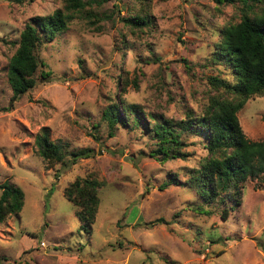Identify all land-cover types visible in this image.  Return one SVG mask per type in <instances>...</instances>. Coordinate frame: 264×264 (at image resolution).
<instances>
[{
  "label": "rangeland",
  "instance_id": "rangeland-1",
  "mask_svg": "<svg viewBox=\"0 0 264 264\" xmlns=\"http://www.w3.org/2000/svg\"><path fill=\"white\" fill-rule=\"evenodd\" d=\"M83 1L86 13L37 48L44 66L36 84L10 106L7 65L21 30L64 1L0 0V109L9 108L0 111V184L24 192L19 213L0 223V264H264V182L245 181L241 203L227 202L223 219L224 205L201 204L187 185L160 187L169 174L185 181L188 169L200 165L208 154L201 137L185 135L188 155L160 162L144 124L117 123L110 131L103 117L114 101L137 105L147 119L202 114L216 94L209 77L233 79L212 58L223 26L239 21L238 6ZM136 17L146 23L131 21ZM127 115L132 121L134 114ZM237 115L247 138L264 140V94ZM43 128L68 154L88 149L89 156L73 162L67 154L46 166L34 141ZM87 175L104 183L88 232L63 194Z\"/></svg>",
  "mask_w": 264,
  "mask_h": 264
},
{
  "label": "trees",
  "instance_id": "trees-1",
  "mask_svg": "<svg viewBox=\"0 0 264 264\" xmlns=\"http://www.w3.org/2000/svg\"><path fill=\"white\" fill-rule=\"evenodd\" d=\"M63 1V8H57L48 15L32 17L21 30L16 49L7 65V80L12 91L10 106L36 84L35 73L40 66H44L36 55L37 48L64 33L76 16L86 13L83 0ZM213 1L218 5H237L239 21L223 26L212 58L213 62L223 63L233 79L209 77L216 94L208 97L202 114L197 115L189 110L179 120H158L152 115L147 119L141 115L142 111L137 105L125 106L114 101L104 111L103 117L110 131L117 123L144 124L156 140L153 153L160 162L184 159L188 155L183 151L185 135L201 137L208 154L200 165L188 169L185 181L169 174L160 187L187 185L195 191L201 204L218 202L224 205L221 217L226 219L230 208L227 202L234 205L241 203L239 195L245 181L259 179L264 182V140L247 138L237 115L252 96L264 94V0ZM131 21L146 23L144 17L132 18ZM47 74L40 72L41 76ZM8 109L5 107L0 111ZM127 112L134 114L132 121ZM34 141L38 155L48 167L63 162L68 154L61 143L50 139L49 132L44 128L36 134ZM68 155L75 162L79 157H88L89 150L79 149ZM103 184L93 175H87L75 178L64 189L63 194L73 205L81 223L80 228L87 232L95 222L100 203L99 189ZM0 189L1 223L8 215L17 214L22 209L24 192L7 182L0 184ZM196 209L203 211L202 206Z\"/></svg>",
  "mask_w": 264,
  "mask_h": 264
}]
</instances>
